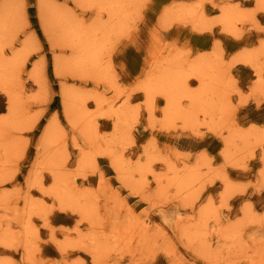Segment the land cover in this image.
<instances>
[{
    "label": "rangeland",
    "instance_id": "obj_1",
    "mask_svg": "<svg viewBox=\"0 0 264 264\" xmlns=\"http://www.w3.org/2000/svg\"><path fill=\"white\" fill-rule=\"evenodd\" d=\"M228 8L239 17L233 30L215 23ZM118 10L114 22L123 27L104 35ZM262 17L264 0H0L1 46L14 60L11 89L0 90V120L8 121L11 102L19 114L0 145L2 263L264 264ZM63 21L104 27L97 67L73 70L79 46L67 40ZM206 60L218 62L225 81L219 109L189 125L169 122L167 99L156 94L148 110L150 80ZM190 78L197 90L199 79ZM64 92L82 100L86 122L78 114L69 121ZM104 150L120 156L126 171L117 172ZM191 175L194 184L180 188ZM56 181L70 184L80 202L70 193L71 203L59 202ZM93 240L105 244L99 263L89 253Z\"/></svg>",
    "mask_w": 264,
    "mask_h": 264
},
{
    "label": "bare ground",
    "instance_id": "obj_2",
    "mask_svg": "<svg viewBox=\"0 0 264 264\" xmlns=\"http://www.w3.org/2000/svg\"><path fill=\"white\" fill-rule=\"evenodd\" d=\"M262 1V0H261ZM93 2V1H92ZM96 2V0H95ZM98 2V1H97ZM119 2V1H118ZM259 2V0H258ZM112 3V2H111ZM102 4V2H101ZM104 4V3H103ZM107 4V3H106ZM113 4V3H112ZM258 4V3H257ZM260 4V3H259ZM258 4V5H259ZM96 5V4H95ZM98 5V3H97ZM100 5V4H99ZM114 5V4H113ZM261 5V4H260ZM103 6V5H101ZM110 6V5H109ZM117 6H121L120 5H117ZM93 7V6H92ZM113 7V6H112ZM110 10H112L113 12L117 11V9L115 10L114 8H112ZM123 7V6H122ZM233 7V6H231ZM118 8V7H117ZM226 8V7H225ZM230 8H228V11L225 12L223 18H222V23L224 25H226L229 30H233V28L235 27L233 24L235 23V20H238L239 17L238 14L236 13L237 16H235V12H232V10H229ZM236 10V9H235ZM238 10V9H237ZM111 11V12H112ZM118 15L114 13V15H111L113 16L112 17V23L111 25H108V26H105V31H104V35H106L107 33L110 34V32L112 30H115V29H118L119 27L122 28L124 24H122V20L121 21H117L116 23L114 22L115 17L116 16H120L119 13L122 12V10H118ZM225 11V9H224ZM241 11V10H240ZM247 11V10H246ZM109 12V11H108ZM110 12V13H111ZM112 12V13H113ZM184 13V12H183ZM189 13V12H188ZM194 13V12H193ZM253 13V11H252ZM240 14V12H239ZM101 15V14H100ZM189 15H194V14H189ZM241 15H242V12H241ZM245 15V14H244ZM249 15V14H248ZM123 16V15H122ZM125 16V15H124ZM246 17V15L244 16ZM249 17V16H248ZM120 19V17H118ZM126 18H129V17H126ZM253 18V17H252ZM251 18V19H252ZM123 19V18H121ZM255 19V18H253ZM125 20V19H124ZM129 20H132V19H129ZM219 20V19H218ZM245 20H247L245 18ZM200 21V20H199ZM253 21V20H252ZM237 22V21H236ZM5 23V22H4ZM2 23V24H4ZM165 23V22H164ZM202 23V21H201ZM43 24H45L44 26H46V22L43 21ZM110 24V22H109ZM164 25V24H163ZM202 25V24H201ZM7 26V25H5ZM4 26V27H5ZM118 26V27H117ZM233 26V28H232ZM1 29H2V26H0ZM3 27V28H4ZM102 25L98 24L97 26H94V28H92L91 30H88V27L85 28L84 26L78 24V25H73L71 22H68V21H63V24H62V29H63V32L66 34V37H67V40H70L71 41V46L73 48L76 49V47L79 46V49H78V53L74 56L73 60H72V65H73V70L74 69H83V68H86L87 66L89 67H97L99 65V62H100V51L101 49L103 48L104 45V42H98L99 40V35L98 33L101 32V29H102ZM104 28V27H103ZM236 28V27H235ZM0 29V33H4L3 31H1ZM90 29V28H89ZM103 31V30H102ZM236 31V30H234ZM233 31V32H234ZM239 31V30H238ZM241 32V31H240ZM103 35V36H104ZM237 35V34H236ZM234 36V35H233ZM65 37V35H64ZM262 42V41H261ZM1 39H0V90L1 92L3 91L4 93L8 92L10 89L8 88V86L10 85L11 86V78L13 79V66H14V60L11 59V58H8L6 57V50L1 46ZM264 44V43H263ZM217 46V45H216ZM174 48V47H173ZM256 49V48H255ZM170 55V54H169ZM175 56V55H174ZM172 55V57H174ZM171 57V56H170ZM242 57V56H241ZM240 57V58H241ZM176 58V57H175ZM178 59V58H177ZM211 59V58H210ZM219 59V58H218ZM247 59V58H246ZM205 60V58H204ZM203 60V61H204ZM57 61V60H56ZM208 60H206L205 62H207ZM157 62V60L155 61ZM205 62H199L197 64H193L191 66H189V68L187 67H184V65L182 63H180L178 65L177 68H172L171 70L168 69L164 72H162L157 78L155 76L154 79L150 80V82L147 84V87H146V90H147V95H148V100H150V106H149V109L148 110H152V104L155 103L154 99H155V96L156 94H160L162 95L163 97H165L167 99V109L165 110L166 112V116L168 118V121H174V120H177V119H183V123H186V125L188 124L189 125V121L191 119L194 118V116L198 115L199 113H203L205 115H209L211 114L213 111H215L216 109H219L221 107V103L224 102V100L222 101V98L225 96V88H224V84H225V81L223 80V77L222 75H220V73H215V70L217 72V68H218V65L217 63L213 65L210 64V62L208 63H205ZM216 62V61H215ZM62 62H59L57 61L56 64H55V67H56V70H57V73H63V66L62 64H60ZM176 64V63H174ZM182 64V65H181ZM86 65V66H85ZM216 65V67H215ZM16 70V69H15ZM159 71H162V70H159ZM16 72V71H15ZM62 73L60 75H62ZM35 74V73H34ZM32 74V77L33 75ZM38 77H41L42 74H37ZM192 76H195L199 79L200 83H199V88L197 90H191V85L192 83H195L194 82H191L190 81V77ZM33 78H36V77H33ZM10 81V82H9ZM15 81V80H14ZM11 83V84H9ZM95 83V82H94ZM13 89V87H12ZM77 95V94H76ZM69 95L67 94V92H64L63 94V104H64V108H65V114L67 116V118L69 119V121L73 124H74V117H75V114H78L76 115V118L78 117L77 120H84V122H86L85 119H88V117L90 116H86V112H85V109L83 108L84 105H82V100L81 102H79V99H78V102H77V97L78 96H73L72 97V101H70V98H68ZM185 97H190L191 98V102H190V107L189 108H186L184 106V98ZM154 102V103H153ZM85 104V103H84ZM83 106V107H82ZM10 109H9V114L7 115V117L5 118L7 122H4L5 120H0V145L1 144H6V142L4 143L3 141L5 140L4 137L2 139V133L4 131L7 130V124L6 123H9L10 126H12L13 122H16V120H14L19 114L17 113V107L16 105L11 102L10 103ZM224 107V106H223ZM154 108V107H153ZM225 109V108H224ZM154 110V109H153ZM88 113V112H87ZM115 113H117V118L118 120H122L124 119V117H126L125 115H127L126 111L125 110H120V111H116ZM113 114V113H112ZM154 115V114H153ZM1 119V118H0ZM91 119V118H90ZM151 120V119H150ZM11 121V122H9ZM126 121V119H125ZM78 122V121H77ZM182 122V121H181ZM18 123V122H17ZM82 123V122H80ZM89 123V122H87ZM16 124V123H15ZM92 125V123H89ZM87 125V124H86ZM89 125V126H91ZM185 125V124H184ZM88 126V125H87ZM86 126V128H88ZM9 127V126H8ZM92 127V126H91ZM85 131V130H83ZM88 134L89 131L91 132V129H87L86 130ZM94 131V130H93ZM52 133H53V130L47 134L48 136H52ZM85 133V132H84ZM85 133V134H87ZM93 133V132H92ZM95 133V132H94ZM4 134V133H3ZM258 134V133H257ZM45 135L44 138L46 141H48V136ZM239 135V133H238ZM248 135V134H247ZM254 135V134H253ZM91 136V137H90ZM252 136V135H251ZM90 137V139L93 137L92 134H90L89 136H87V138ZM96 137V136H95ZM251 138V137H250ZM96 139V138H95ZM95 139L92 140L91 143H93V141L95 142ZM258 140V139H257ZM91 141V140H90ZM2 142V143H1ZM251 142V141H249ZM248 142V143H249ZM90 143V142H89ZM90 143V144H91ZM257 143V142H256ZM261 144V143H260ZM252 145V144H251ZM5 146V145H4ZM10 146V145H9ZM167 146V145H166ZM257 146V145H256ZM250 147V146H249ZM12 149V147H10ZM9 148V149H10ZM1 149V147H0ZM6 149V148H5ZM108 149V148H107ZM257 149V148H256ZM100 150H103V149H100ZM99 150V151H100ZM109 150V149H108ZM8 151V150H6ZM5 151V152H6ZM105 152L103 153V156H106L108 157L112 164L114 165V167L116 168L117 172H125L126 171V164L124 163L123 159L119 158L118 155H114L113 153H111L110 151H106L104 150ZM245 151V149H244ZM1 152V151H0ZM103 152V151H101ZM114 152V151H113ZM7 153V152H6ZM96 153V152H95ZM85 154V153H84ZM89 155H92V154H86L87 159L90 158L91 156ZM86 156H83L84 158H81L83 159L84 162H86ZM94 156V155H93ZM245 156V155H244ZM95 157V156H94ZM245 158V157H244ZM80 159V160H81ZM91 159V158H90ZM89 159V160H90ZM250 159V158H249ZM54 160V158H53ZM52 160V161H53ZM88 160V161H89ZM82 162V161H81ZM82 162V163H84ZM93 161H90V163H92ZM61 163V162H60ZM87 163V162H86ZM85 163V164H86ZM81 164V163H80ZM79 164V165H80ZM81 165H84V164H81ZM53 166V165H50L49 168ZM55 166V165H54ZM90 166V164L88 165ZM56 167V166H55ZM54 167V168H55ZM81 167V166H80ZM58 168V166H57ZM91 168V166H90ZM52 169V168H51ZM81 169V168H80ZM143 169V168H142ZM50 170V169H49ZM85 167H84V171H85ZM53 171H55V169H53ZM83 171V170H82ZM52 172V171H50ZM1 174V173H0ZM56 175L57 172L55 171ZM127 173H125L124 175L126 176ZM2 175V174H1ZM60 175H58L57 178H60L59 177ZM124 176V177H125ZM56 177V176H55ZM54 177V178H55ZM127 177V176H126ZM62 178H64L62 176ZM197 178V177H196ZM65 179V178H64ZM63 180V179H62ZM210 180V179H209ZM58 182H60L59 180H57ZM54 182L55 184L54 185H57L58 184V187L56 188L55 186H53L52 188H55V189H58V190H61V191H58V194H57V197L58 195L60 197L56 198L61 200L62 201H59V202H63V197L61 196H65V194L67 195H70V194H73L75 198H72V199H76L77 197V191L75 193V191L72 190V188H70V184L68 185L67 183H64L65 185L67 184V187H64L63 185H59V183ZM64 181V180H63ZM66 181V180H65ZM64 181V182H65ZM196 181L195 179V176L191 175L190 176H186L185 178H180L179 179V184H180V188L184 189V190H187L189 189L193 184L194 182ZM210 182V181H209ZM62 184V183H61ZM72 187V186H71ZM51 188V189H52ZM179 188V189H180ZM182 190V191H184ZM70 193V194H69ZM50 195V194H49ZM52 195V194H51ZM80 198V193L78 195ZM16 197V196H15ZM51 197V196H50ZM56 197V196H55ZM54 197V198H55ZM68 197V196H65V198ZM71 197V196H69ZM69 197L67 198L68 200H66L67 202H70V199ZM79 197H77V201H79ZM83 197V196H82ZM90 197V196H89ZM82 200V199H81ZM65 202V201H64ZM69 203V204H70ZM60 204V203H59ZM65 204V203H63ZM68 206H72V204H70ZM76 204L78 205V203L76 202ZM67 205V203H66ZM251 205V204H250ZM60 206V205H59ZM62 206V205H61ZM82 207V206H81ZM71 209H73V206L70 207ZM69 208V209H70ZM78 208V206H77ZM81 209V208H80ZM79 209V211H80ZM78 211V209H77ZM84 211L83 209H81L80 212ZM203 212V211H202ZM6 215V214H5ZM246 215V214H245ZM85 217V215H84ZM83 217V218H84ZM247 217V216H246ZM243 220V219H242ZM239 223V222H238ZM29 224V223H28ZM188 225V224H187ZM246 225V224H245ZM77 228V227H76ZM33 229V228H32ZM16 230V229H15ZM27 230V229H26ZM209 230V229H208ZM21 231V230H20ZM184 231V230H183ZM12 232V231H11ZM211 232V231H210ZM20 233V232H19ZM31 234V233H30ZM12 234H10L9 236L11 237ZM230 235V234H229ZM7 235V238L9 237ZM6 237V236H5ZM186 238V237H185ZM12 239L13 236H12ZM98 240V239H96ZM124 240V239H123ZM240 240V239H239ZM94 241V240H93ZM128 241V240H127ZM121 242V241H120ZM103 243V242H102ZM102 243H100V240L99 242L97 241H94L92 247H94V249L96 250L93 251V253H91V251L89 252L90 254H93V257L95 259V261H97L98 259H101V257H103V252L102 250L105 248V244L103 245L102 247ZM101 244V245H100ZM236 244V243H235ZM3 245V244H2ZM124 245V244H123ZM128 245V244H127ZM75 246V245H74ZM100 246L102 247L100 249ZM64 247V246H63ZM73 247V246H72ZM78 248V246H76ZM65 249V247H64ZM99 249V251H98ZM261 250V249H260ZM259 250V252H260ZM263 250V249H262ZM31 251V250H30ZM102 252V256L100 257V253L98 252ZM32 252V251H31ZM263 252V251H262ZM261 252V253H262ZM236 254V253H235ZM98 257H97V256ZM256 255V253H255ZM259 255V253H258ZM264 256V255H263ZM261 257V256H259ZM98 258V259H97ZM30 259V258H29ZM264 259V258H263ZM0 264H3L2 260H0ZM7 261V260H6ZM10 261V260H9ZM258 261V260H257ZM263 261V260H262ZM8 262V261H7ZM94 262V261H93ZM99 263V261H97ZM251 262V261H250ZM94 264V263H93Z\"/></svg>",
    "mask_w": 264,
    "mask_h": 264
},
{
    "label": "snow or ice",
    "instance_id": "obj_3",
    "mask_svg": "<svg viewBox=\"0 0 264 264\" xmlns=\"http://www.w3.org/2000/svg\"><path fill=\"white\" fill-rule=\"evenodd\" d=\"M101 2H103V0H101ZM262 19H264V17H262ZM107 22H108V21H106V23H107ZM215 23L219 24V23H222V21H215ZM221 39H223V37H221ZM224 59L227 60L228 57L225 56ZM192 81H195V84L192 83L193 85H196V84H197V80L193 79ZM123 98H124L123 96L120 97L121 100H123ZM139 98H140V97H137V99H139ZM232 99L235 100V99H237V97L233 96ZM190 102H191V98H190V97H185V98H184V103H185L186 106H189V107H190ZM90 107H93V106L90 105ZM157 115H160V114L157 113ZM61 119H62V120L64 119L62 114H61ZM42 126H43V122L41 123V127H42ZM193 159H195V157H193ZM219 159H220V158H217V162H219ZM233 175H235V173H233ZM96 182H97L96 180L93 181V183H96ZM113 183L115 184V183H116V180H113ZM205 195H207V194L205 193Z\"/></svg>",
    "mask_w": 264,
    "mask_h": 264
}]
</instances>
